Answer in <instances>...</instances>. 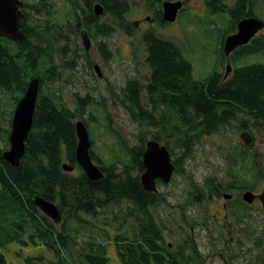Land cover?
Listing matches in <instances>:
<instances>
[{"label":"trees","instance_id":"obj_1","mask_svg":"<svg viewBox=\"0 0 264 264\" xmlns=\"http://www.w3.org/2000/svg\"><path fill=\"white\" fill-rule=\"evenodd\" d=\"M67 1L68 17L60 22L52 0H23L24 40H0V249L14 242L40 244L47 253L26 256L27 264H69V247L83 236L79 264H108L106 244L110 241L122 264H202L188 239L174 250L164 242V229L153 212L165 196L142 189V155L147 141L161 144L175 137L172 145L165 142L164 146L174 165L173 176H183V166L192 158L194 147L234 124L245 138L242 146L224 149L226 182L210 176L198 185L187 175L191 180L183 204L200 206L223 192L256 190L260 172L250 152L254 137L249 141L248 132L257 131L264 137V63L234 65L264 52V33L230 55L229 63L234 67L227 77L222 65H227L225 38L236 32L239 21L261 19L256 14L260 0H233L232 4L202 0L209 15L227 17L225 26L218 29L219 64L202 79L193 77L192 62L174 41L155 30L142 34L144 61L149 69L146 82L142 85L137 79H128L120 94L136 122L149 124L153 131L137 135L132 147L122 145L123 157L105 160L90 149L92 162L103 174L94 182L85 177L75 157V124L80 120L92 134L89 122L97 121L93 115L88 120L83 115L94 100L88 95H75L73 111L61 103L54 87L66 69H75L76 61L86 57V53L81 54L86 51L84 31L94 40L108 38L117 30L128 37L133 35L134 24L127 21L133 0ZM177 1L142 0V4L159 26H165L162 3ZM95 5L103 8L102 16L95 15ZM95 45L101 59L108 62L112 55L107 44L99 41ZM56 55L60 62L55 60ZM33 79L39 80V88L32 125L24 156L18 166L12 167L3 153L9 148L14 109ZM142 93L149 109L142 104ZM244 162H249L251 177H244L248 181H241L236 172L244 170ZM64 165L73 171L65 172ZM158 186L164 185L158 182ZM37 197L58 208L62 219L59 224L38 210L34 204ZM246 209L240 203L229 209L238 227L246 222ZM99 215L105 217L102 223L88 221ZM0 264H8L2 253Z\"/></svg>","mask_w":264,"mask_h":264},{"label":"rangeland","instance_id":"obj_2","mask_svg":"<svg viewBox=\"0 0 264 264\" xmlns=\"http://www.w3.org/2000/svg\"><path fill=\"white\" fill-rule=\"evenodd\" d=\"M180 1L183 9L175 22L159 26L152 13L143 8L142 0H133L127 15V21L134 24L131 37L117 30L108 38L94 40L84 31V36L89 39V45L88 50L81 54L86 53V57L80 56L81 58L76 61L75 69H66L62 73L60 83L54 87L57 89L56 93L61 103L73 111L75 95L79 97L88 95L94 100L83 116L88 120L93 115L96 119V123L94 120L89 122L92 131L89 137L93 140L91 149L105 160H109L112 156L123 157L122 145L132 147L136 143L137 135L153 131L149 124L136 122L120 94V89L128 79H137L142 85L146 82L145 77L149 69L144 61L145 52L141 42L143 33L155 30L158 35L179 45L184 55L192 62L193 77L196 79L204 78L219 64L218 29L225 26L227 17L209 15L202 0ZM52 2L55 11L58 12L57 19L62 22L68 17V1L52 0ZM225 2L232 4L233 0H225ZM256 14L261 17L259 20L263 21L264 0H260ZM262 32L264 33V30ZM99 41L105 42L111 51L112 57L108 62L101 59L96 48L95 44ZM55 60L60 62L57 55ZM251 63H264V52L239 61L234 66ZM94 66L98 67L101 77L97 76ZM225 67L224 62L222 69ZM141 101L143 106L149 109L146 105L145 93H142ZM243 134L233 124L222 129L217 135L204 138L194 147L192 158L184 164V175L173 176L169 184L157 187V191L165 196V200L153 214L164 229V242L170 245L171 250L180 243L182 246L183 241L188 239L193 243L202 264H264V209L258 200L246 206V214H244L246 222L239 227L234 223L229 209L239 206L244 191L223 192L232 195L233 199L229 202L220 195L219 198H214L200 206L183 204L189 191L188 182L191 180L186 179L187 175H191L193 182L198 185H202L204 179L210 176H217L219 180L226 182L228 177L227 166L223 160L226 152L224 149L242 146L245 138ZM248 134L249 141L254 137L250 152L260 172L257 188L251 192L260 195L264 193V137L257 131ZM174 140L175 137L164 140L161 145L165 142L172 145ZM243 167L244 170H236V172L241 181L243 179L248 181L245 178L251 177L248 172L249 162H244ZM245 172L249 175L244 176ZM223 203L227 204L225 210L220 206ZM242 214L243 212H240L241 217ZM104 218L99 215L98 218H88V221L93 219L97 224V222L102 223ZM98 239L105 242L102 236ZM83 241L85 238L80 236L77 238V244L69 247L70 255L67 256L69 264H79ZM0 253L4 255L8 264H27L26 256L45 254L47 251L40 244L24 246L14 242L1 248ZM106 256L108 264H122L113 241L106 244Z\"/></svg>","mask_w":264,"mask_h":264},{"label":"water","instance_id":"obj_3","mask_svg":"<svg viewBox=\"0 0 264 264\" xmlns=\"http://www.w3.org/2000/svg\"><path fill=\"white\" fill-rule=\"evenodd\" d=\"M182 2H164L162 3V19L164 22L173 23L182 10ZM23 4L19 0H0V37H5L13 42H22L24 34L22 33V20L24 15L21 12ZM94 13L100 17L103 15V8L100 5L94 7ZM264 30V21L257 18H246L236 25V32L225 38L223 43V54L227 59L225 77L231 72L229 63L230 55L239 47H243L258 34ZM85 50H88L89 39L83 37ZM98 77H101L99 69L94 66ZM39 80L30 81L23 97L18 101L11 121V133L8 139L9 148L3 153V158L12 167L18 166L25 153V141L31 129L32 118L35 110V104L38 94ZM75 133L77 138L76 162L83 171L85 177L91 181H97L103 178V174L90 158L91 140L88 130L83 122L75 124ZM142 165L144 172L140 175V185L142 189L149 193L157 192V182L163 185L169 184L174 174V165L166 147L155 141H147L142 155ZM63 170L71 173L73 168L64 165ZM223 199L229 200L230 195L223 194ZM258 200L264 209V193L255 195L251 192H244L242 201L246 204H252ZM34 204L38 210L55 224L61 222V215L58 208L39 197L34 199Z\"/></svg>","mask_w":264,"mask_h":264},{"label":"flooded vegetation","instance_id":"obj_4","mask_svg":"<svg viewBox=\"0 0 264 264\" xmlns=\"http://www.w3.org/2000/svg\"><path fill=\"white\" fill-rule=\"evenodd\" d=\"M2 39H7V38H5V37H0V40H2ZM167 185V184H166ZM157 187H158V182H157ZM223 195V194H222ZM231 196V198L227 201V200H225L226 202H229V201H231L232 199H233V197H232V195H230ZM222 197V196H221ZM223 198V197H222ZM241 200H242V198H241ZM255 201L256 200H254V202L253 203H255ZM252 203V204H253ZM258 203L261 205V203L258 201ZM243 207H246V206H250L249 204H246V203H244L243 201H241V203H240ZM221 206V208H223L224 210L225 209H227V204L226 203H223V204H221L220 205ZM262 206V205H261ZM247 208V207H246Z\"/></svg>","mask_w":264,"mask_h":264}]
</instances>
